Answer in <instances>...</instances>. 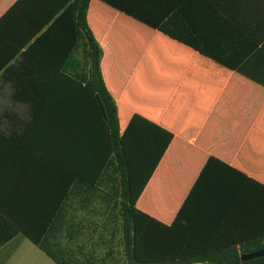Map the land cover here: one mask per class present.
<instances>
[{
    "label": "crops",
    "instance_id": "0c3cea01",
    "mask_svg": "<svg viewBox=\"0 0 264 264\" xmlns=\"http://www.w3.org/2000/svg\"><path fill=\"white\" fill-rule=\"evenodd\" d=\"M71 1L0 0V205L13 215L59 202L61 218L87 217L107 198L104 118L68 78L83 68L81 47L65 63ZM85 19L118 132L138 114L171 133L135 208L166 226L180 210L186 250L260 251L241 264H264V36L209 32L202 53L102 0H88ZM211 156L223 164L203 168ZM0 264L57 263L18 232L0 244Z\"/></svg>",
    "mask_w": 264,
    "mask_h": 264
},
{
    "label": "trees",
    "instance_id": "16d2710c",
    "mask_svg": "<svg viewBox=\"0 0 264 264\" xmlns=\"http://www.w3.org/2000/svg\"><path fill=\"white\" fill-rule=\"evenodd\" d=\"M102 1L202 53H206L203 38L209 32L223 34L233 40L240 35L254 43L264 36V0ZM87 2L72 0L68 5L75 28V43L65 63L69 65L73 61L71 51L81 47L83 68L68 78L83 83V88L93 94L104 118L111 153L97 179L108 180L114 185L124 264H177L193 260L243 263L233 248L186 250L182 229L178 225L180 210L172 223L166 226L135 208V198L169 142L171 133L138 114H132L124 130L118 132L115 104L100 74L101 49L85 19ZM75 61L79 63V60ZM33 101L32 115L38 109L35 97ZM211 164L223 163L211 156L203 168ZM36 207L40 212L37 211L34 217H25L13 215L0 205V244L19 232L57 264H68L61 249L51 239L58 228L67 223L58 213L60 203L36 204ZM44 208L45 212L42 211ZM65 233L72 236L74 231L65 230ZM179 243L184 245L181 247Z\"/></svg>",
    "mask_w": 264,
    "mask_h": 264
},
{
    "label": "rangeland",
    "instance_id": "374dc122",
    "mask_svg": "<svg viewBox=\"0 0 264 264\" xmlns=\"http://www.w3.org/2000/svg\"><path fill=\"white\" fill-rule=\"evenodd\" d=\"M100 185V196H107L103 204L92 205L87 217L67 220L51 238L68 264H124L114 185L105 179ZM87 205L81 204L83 209ZM65 225L68 232L74 231L72 236L65 233Z\"/></svg>",
    "mask_w": 264,
    "mask_h": 264
},
{
    "label": "water",
    "instance_id": "95a60500",
    "mask_svg": "<svg viewBox=\"0 0 264 264\" xmlns=\"http://www.w3.org/2000/svg\"><path fill=\"white\" fill-rule=\"evenodd\" d=\"M260 251H251V252H242L239 254V258L241 260H245L247 258H250L251 256L255 255V254H259Z\"/></svg>",
    "mask_w": 264,
    "mask_h": 264
}]
</instances>
